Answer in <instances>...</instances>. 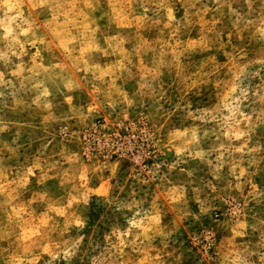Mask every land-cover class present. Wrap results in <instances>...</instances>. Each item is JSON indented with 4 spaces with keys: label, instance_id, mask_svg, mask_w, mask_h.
<instances>
[{
    "label": "rangeland",
    "instance_id": "1",
    "mask_svg": "<svg viewBox=\"0 0 264 264\" xmlns=\"http://www.w3.org/2000/svg\"><path fill=\"white\" fill-rule=\"evenodd\" d=\"M0 264H264V0H0Z\"/></svg>",
    "mask_w": 264,
    "mask_h": 264
},
{
    "label": "clouds",
    "instance_id": "2",
    "mask_svg": "<svg viewBox=\"0 0 264 264\" xmlns=\"http://www.w3.org/2000/svg\"><path fill=\"white\" fill-rule=\"evenodd\" d=\"M200 75H206V73H203L200 69H197L196 73H193V76L195 77H199ZM192 82L195 83V80H193ZM74 223L80 224L81 222L77 220L74 221Z\"/></svg>",
    "mask_w": 264,
    "mask_h": 264
}]
</instances>
